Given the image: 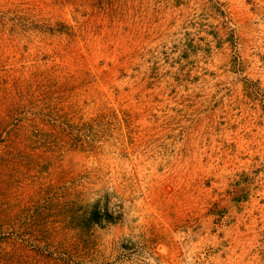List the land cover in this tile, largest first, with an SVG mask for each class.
I'll list each match as a JSON object with an SVG mask.
<instances>
[{"label": "rangeland", "instance_id": "rangeland-1", "mask_svg": "<svg viewBox=\"0 0 264 264\" xmlns=\"http://www.w3.org/2000/svg\"><path fill=\"white\" fill-rule=\"evenodd\" d=\"M0 264H264V0H0Z\"/></svg>", "mask_w": 264, "mask_h": 264}, {"label": "clouds", "instance_id": "clouds-1", "mask_svg": "<svg viewBox=\"0 0 264 264\" xmlns=\"http://www.w3.org/2000/svg\"><path fill=\"white\" fill-rule=\"evenodd\" d=\"M114 191H115V190H114V187H113V186H111L110 189H106L104 192H99V191H97V192L93 195L91 202H95V200H97L98 198H101L105 192L114 193ZM114 199H115V196L113 197V201H114ZM113 204H115V203H113Z\"/></svg>", "mask_w": 264, "mask_h": 264}]
</instances>
